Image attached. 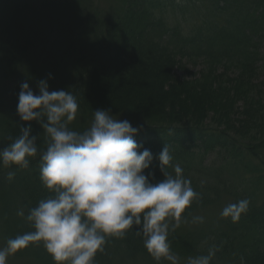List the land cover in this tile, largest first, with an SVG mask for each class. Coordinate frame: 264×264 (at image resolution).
Wrapping results in <instances>:
<instances>
[{"label": "trees", "instance_id": "1", "mask_svg": "<svg viewBox=\"0 0 264 264\" xmlns=\"http://www.w3.org/2000/svg\"><path fill=\"white\" fill-rule=\"evenodd\" d=\"M119 2L109 19L95 21L83 13L85 0H51L54 10L70 17L69 33L79 35L71 42V51H65L63 58L55 56L44 68L35 55L41 29L23 11L27 0H0V144L7 147L21 134L22 125L30 124L32 135L38 137V153L29 158L27 168L0 167L2 230L8 239L34 231L27 220L30 210L54 195L40 178L44 129L38 121L21 120L19 92L17 100L11 95L15 92L11 77L25 65L30 87L52 74L50 90L73 94L78 115L90 119L95 110H107L112 117L126 116L139 127L134 139L143 146L139 151L149 149L154 155L144 170L145 175L154 173L149 175L153 183L165 179L158 155L167 144L172 156L167 171L175 176L174 166L179 165L198 193L182 214L180 226L174 231L170 227L168 240L174 254L183 259L206 255L207 236L183 232L185 222L228 196L231 200L225 207L245 199L249 204L237 222L224 217L226 227L215 232L222 258L232 264H264V94L256 82L262 60L264 0H183L182 6L176 0ZM202 5L210 13L206 26L196 23L185 33L166 19L168 7L194 8L199 14ZM54 10L51 13L60 16ZM200 60L204 68L198 76L178 75V69L188 70L189 61ZM86 126L77 119L69 124L78 132ZM146 129L160 139L146 142ZM215 152L221 159L206 162ZM204 163L210 165L206 167L209 181L201 176ZM9 172L14 173L11 179ZM21 211L23 216L18 214ZM144 239L135 226L123 237H106L94 264H114L120 253L132 259L153 258ZM34 255L42 264H57L51 255L39 251Z\"/></svg>", "mask_w": 264, "mask_h": 264}, {"label": "clouds", "instance_id": "2", "mask_svg": "<svg viewBox=\"0 0 264 264\" xmlns=\"http://www.w3.org/2000/svg\"><path fill=\"white\" fill-rule=\"evenodd\" d=\"M48 79L38 81L39 94L28 82L20 85L17 112L21 120L38 121L44 129L40 178L54 195L30 210L27 220L34 231L9 239L0 248V264L39 241L57 264H94L106 237H123L133 226L143 234L144 246L157 262L163 258L179 264L168 240L170 227L174 231L180 226L182 214L198 193L179 165L174 166L175 176L167 171L172 160L167 144L158 155L165 179L153 183L149 175L154 173L145 175L144 170L154 155L149 149L139 151L143 146L134 139L139 127L114 119L107 110H95L88 129H70L78 112L77 99L69 91H49ZM20 133L0 149V166L27 168L29 158L37 155L38 137L32 135L31 125H22ZM13 176L8 173L9 179ZM248 204L245 199L227 205L221 216L237 222ZM195 220L202 222L203 217ZM213 255L209 250L208 255L189 257L187 264H210Z\"/></svg>", "mask_w": 264, "mask_h": 264}, {"label": "rangeland", "instance_id": "3", "mask_svg": "<svg viewBox=\"0 0 264 264\" xmlns=\"http://www.w3.org/2000/svg\"><path fill=\"white\" fill-rule=\"evenodd\" d=\"M119 1L120 0H85L83 13L87 16V18L95 21L98 19L99 21L106 20L115 13V8L120 5ZM176 3L181 6L184 5L183 0H176ZM26 6L27 7H25L23 11L24 13H27L26 17H30L31 21L29 22H31L32 25L36 24V26H38L36 29H41L38 30V32L41 31L39 32L41 35L37 34V36H41L38 44V53L35 54L37 58V64H41L44 66V68H48L51 65V60L55 59V56L59 55L61 56V58H63L62 56L67 54V52L65 51L70 50V44L79 35V32L74 31L72 33H69L68 27L71 24L69 22L70 17H65L63 12L54 10V6L51 3V0H27ZM199 8V14H195L194 11L196 10L194 8L188 9L177 7L175 8V10H173L171 7H168L165 16L170 24L179 25L182 30L187 33L190 32V28L194 24H204V22H206L210 18V13L207 5H202ZM52 10H54L56 13L58 12L60 16L52 14ZM219 18L223 20L224 15H221ZM204 26H206V23L204 24ZM260 49L262 60L259 64L260 69L257 74L256 82L260 84V87L262 88L264 94V38L261 42ZM25 68H27L25 65L19 66L16 72L11 77L10 86L13 90H15V92H11V95L15 98V100H17L16 93H20L21 91L20 85L23 82H27V71L25 70ZM187 68L188 70L178 69V75L183 78L186 77L189 79L196 77L204 68V63L202 62V60L196 62L189 61L187 63ZM31 88L35 93L39 94L38 87ZM49 91H51L50 88ZM113 118L120 120L126 119L131 122V120L126 116H113ZM76 119L80 124H87L86 129L90 127L92 121L94 120V118L89 119L78 114L76 116ZM149 131L150 130L148 129L144 130V140L146 142L149 139H155L156 141L160 139V137H158L155 133H148ZM137 135H139V133ZM139 140L141 141L142 139L139 138ZM4 147L5 146L0 144V149ZM220 159L221 156L215 152L207 156L206 162L211 163ZM193 163L198 166L202 164L200 161H194ZM208 166H206V164L204 163V165L201 167L204 169V172L201 174V176L205 181H209L206 178V172L209 175V170L208 168H206ZM229 200H231L230 197L223 196L216 204V206H210L197 212L193 218L185 222V228L183 229V232L186 233L189 232L194 235L205 234L207 236L204 237V250L206 255L209 254V250L214 251V255L212 256L210 261L215 264H232L228 259H224V257L222 258V248L220 246V243L217 241L218 236L217 234H215L218 229L226 227V225L223 224L224 217L221 216V212L225 208V205ZM196 217H203V221L200 222L198 220H195ZM9 239L6 237V234L0 226V248L6 247L7 241ZM34 251H39L43 256L51 255L44 247L43 241H41L40 245H37V243H31L26 247V249L23 248L17 251L15 254L9 255L6 264H42L41 261L35 257ZM178 257L179 264H187L188 258L183 259L180 256ZM114 264H171V262L163 258L159 262H157L154 258L139 257L136 259H132L125 257V255L120 253L115 255Z\"/></svg>", "mask_w": 264, "mask_h": 264}]
</instances>
